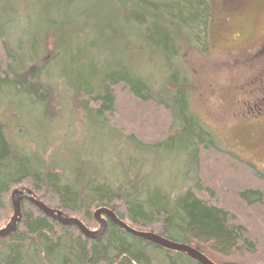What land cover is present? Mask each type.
Here are the masks:
<instances>
[{
	"label": "trees",
	"instance_id": "trees-1",
	"mask_svg": "<svg viewBox=\"0 0 264 264\" xmlns=\"http://www.w3.org/2000/svg\"><path fill=\"white\" fill-rule=\"evenodd\" d=\"M76 2L81 0H47L43 15L61 20L43 21L30 47L16 31L22 18L34 26L29 0H0V93L12 88L45 115L62 96L73 98L93 124L110 130L116 140L125 134L128 144L139 149H173L181 143L191 151V173L180 194H142L117 183L109 187L94 175H83V169L69 181L46 165L42 153L11 142L1 120L0 229L14 213L11 194L31 191L36 200L80 220L91 231L99 227L94 212L107 208L135 230L173 242L181 239L214 264H264V174L206 140L200 126L197 133L189 127L193 118L182 57L189 50L210 48L200 47L196 32L207 33L209 0H111L119 5L124 25L114 37L122 44V54L112 65L106 57L108 38L97 35L102 45L96 46L85 38L92 34L77 23L91 8L76 7ZM53 7L57 12H49ZM43 15H38L40 21ZM101 26L105 28L106 21L101 20ZM146 51L157 57L150 72L138 59ZM59 85L63 92L57 93ZM186 135L190 142H185ZM22 214L17 231L0 239V264H21L32 253L44 254L48 261L59 255L60 264H152L146 248L154 245L111 223L102 238L92 241L76 227L48 218L28 200L22 202ZM162 251L170 264L178 263L177 253Z\"/></svg>",
	"mask_w": 264,
	"mask_h": 264
},
{
	"label": "rangeland",
	"instance_id": "rangeland-1",
	"mask_svg": "<svg viewBox=\"0 0 264 264\" xmlns=\"http://www.w3.org/2000/svg\"><path fill=\"white\" fill-rule=\"evenodd\" d=\"M46 1L29 0L33 27L23 18L17 21L16 31L22 34L23 44L29 43L31 47L43 21L59 19L56 15H43L47 12ZM209 2L212 17L207 33L203 34L200 29L196 32L200 47L203 49L209 44L210 48L206 52L189 50L182 57L189 83L188 108L193 118L189 119V127L197 133L200 126L206 140H213L223 151L250 162L264 174V0ZM86 5L91 10L86 11L82 21H77L78 25L92 34L85 38L96 46L102 45L100 35L108 38L106 57L109 65L116 64L122 54V44L114 37H118L124 27L119 5L114 6L111 0L76 2V7ZM20 11L24 13L21 6ZM50 11L57 12V9L53 7ZM101 20L106 21L105 28ZM138 59L144 61L145 70L150 72L157 57L146 51ZM157 62L160 64V59ZM156 86L160 90L159 83ZM60 91L63 92L61 85L56 92ZM60 101L58 106L52 107L50 115H45L42 108L35 110L26 99L18 98L12 88L3 89L0 121L5 124L8 139L20 147L42 153L46 165L64 173L69 181L76 179L77 172L83 169V175H94L100 184L109 187L117 183L124 190L133 188L142 194L148 191L180 194L187 184L186 174L191 173V151L187 147L178 143L173 149L136 148L135 144H128L125 134H122L123 139L116 140L110 130L93 124L73 98L62 96ZM185 139L190 142L189 135ZM175 242L180 243L181 239ZM146 254L152 264H170L165 252L154 246L147 247ZM24 257L21 264H60L59 255L49 261L46 255L39 253ZM176 259L177 264H194L180 253Z\"/></svg>",
	"mask_w": 264,
	"mask_h": 264
},
{
	"label": "water",
	"instance_id": "water-1",
	"mask_svg": "<svg viewBox=\"0 0 264 264\" xmlns=\"http://www.w3.org/2000/svg\"><path fill=\"white\" fill-rule=\"evenodd\" d=\"M23 200L30 201L35 207L41 210L48 218H51L60 225L64 227H71V226L76 227L79 230V232L88 240L94 241L102 238L108 229L109 223H111L112 225L119 228L120 230H123L129 235L142 239L162 250L184 254L190 260L196 262L197 264H214L202 253H200L199 251L195 250L194 248L188 245L170 241L151 232H142L131 228L128 224L120 220L117 217V215L110 209L100 208L94 212V218L96 222L99 224V230L91 231L87 229L86 226L78 219L64 217L61 211L51 209L48 206H46L44 203L36 200L31 191L26 192L23 190H15L11 194V205L14 213L10 222L3 229H0V239H5L17 231L18 225L23 219V214H22Z\"/></svg>",
	"mask_w": 264,
	"mask_h": 264
},
{
	"label": "bare ground",
	"instance_id": "bare-ground-1",
	"mask_svg": "<svg viewBox=\"0 0 264 264\" xmlns=\"http://www.w3.org/2000/svg\"><path fill=\"white\" fill-rule=\"evenodd\" d=\"M50 208V207H49ZM52 209V208H51ZM55 210V209H54ZM59 211V210H58ZM112 211V210H111ZM80 221V220H79ZM88 229V228H87ZM138 231V230H137ZM212 262V261H211Z\"/></svg>",
	"mask_w": 264,
	"mask_h": 264
},
{
	"label": "flooded vegetation",
	"instance_id": "flooded-vegetation-1",
	"mask_svg": "<svg viewBox=\"0 0 264 264\" xmlns=\"http://www.w3.org/2000/svg\"><path fill=\"white\" fill-rule=\"evenodd\" d=\"M232 2L236 1V0H231Z\"/></svg>",
	"mask_w": 264,
	"mask_h": 264
}]
</instances>
